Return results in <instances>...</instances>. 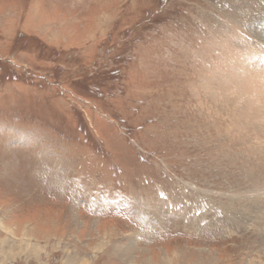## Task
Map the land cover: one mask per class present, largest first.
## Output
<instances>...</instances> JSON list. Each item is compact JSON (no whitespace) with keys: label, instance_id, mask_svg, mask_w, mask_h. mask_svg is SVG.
Here are the masks:
<instances>
[{"label":"rangeland","instance_id":"374dc122","mask_svg":"<svg viewBox=\"0 0 264 264\" xmlns=\"http://www.w3.org/2000/svg\"><path fill=\"white\" fill-rule=\"evenodd\" d=\"M261 7L0 0V264H264V137L222 63Z\"/></svg>","mask_w":264,"mask_h":264},{"label":"bare ground","instance_id":"6f19581e","mask_svg":"<svg viewBox=\"0 0 264 264\" xmlns=\"http://www.w3.org/2000/svg\"><path fill=\"white\" fill-rule=\"evenodd\" d=\"M260 9L250 20L249 27L245 23L241 26L243 29L238 33L237 38L233 39L246 51L232 56L230 61L229 58L223 60L222 63L228 80L224 92L229 96L228 99L234 111L245 113L252 127L259 131H255L257 135L263 134L264 137V57L259 55L261 54L260 44H256L257 38L264 34V7ZM257 19H259L258 22H256ZM236 26L239 25H232L231 28L234 29ZM247 33H250L252 37H248Z\"/></svg>","mask_w":264,"mask_h":264}]
</instances>
